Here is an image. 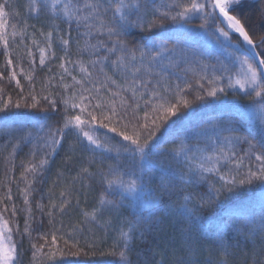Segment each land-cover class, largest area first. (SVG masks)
<instances>
[{"label": "snow or ice", "instance_id": "obj_1", "mask_svg": "<svg viewBox=\"0 0 264 264\" xmlns=\"http://www.w3.org/2000/svg\"><path fill=\"white\" fill-rule=\"evenodd\" d=\"M247 2L259 0H26L23 15L36 24L17 30L16 4L0 0V81L18 97L0 87V140L41 157L21 164L22 207L11 187L0 195V264H25L26 251L28 264L96 255L140 264L134 241L161 207L189 229L151 264H234L239 245L227 231L252 244L244 264H264V34L253 39ZM210 98L217 114L196 113ZM61 150L58 179L75 175L58 194L54 181L34 210ZM201 185L205 193L191 190ZM249 187L259 199L232 209L210 234L215 247H202L191 231L201 211ZM83 189L96 192L88 207Z\"/></svg>", "mask_w": 264, "mask_h": 264}, {"label": "trees", "instance_id": "obj_2", "mask_svg": "<svg viewBox=\"0 0 264 264\" xmlns=\"http://www.w3.org/2000/svg\"><path fill=\"white\" fill-rule=\"evenodd\" d=\"M13 3L16 4V11L20 14L18 18H13L10 20V23L16 24L17 30L23 27V23L26 20L28 24H36L35 20L27 19L23 15L24 5L26 4V0H13ZM242 12L246 15L253 26L257 29V35L253 36V39H257L258 35L264 34V25L260 23L261 16L264 15V0L259 1V3H245ZM194 24H199L198 20L193 21ZM247 27V25H246ZM211 48V45H206ZM264 54V53H262ZM4 62V57L0 56V71H3L2 65ZM15 62V61H14ZM215 61H213L214 63ZM27 67V65H25ZM7 75V73H5ZM21 83L25 84V88L27 89V82L21 78ZM0 87L5 88V91L11 93L13 95V99H18L16 93L13 91L14 83L12 85L7 84L6 81H0ZM37 87L39 88V83H37ZM207 87V85L205 86ZM18 91V90H17ZM192 99L191 96L188 97ZM228 99H233L232 93H228ZM243 99V98H238ZM196 113L207 116L211 114L215 116L217 113L214 109L218 108V103L213 102L210 98L209 101L204 103H195L193 105ZM179 126V125H177ZM31 127V126H29ZM98 135L103 138V133H98ZM31 144L21 143L18 149H13L12 143H6L5 140H0V195H3L6 191L7 187L12 188L13 198L18 207H22V202L17 196V183L19 182V187H24L22 181H20V173L23 171L21 164H27L31 162H38L40 154L37 153L34 159L30 158V150L32 149ZM164 147H172V144H166ZM246 148L247 146H242ZM65 148H67V144H65ZM12 153V155H9ZM65 158V151L61 150L58 155L52 159L50 166L47 172L44 175V183L43 185H36L39 189L42 187L45 193V199L40 200L41 193L37 191L33 196V209L35 210V201H40L41 203L47 204V189L53 186V182L57 181L55 186L53 187V191L58 194V192L70 183V176L75 175V173L65 174V176L60 177L58 179L57 173L59 171H63L61 167V163ZM255 163V161H253ZM10 178H12L10 180ZM31 179V177H29ZM159 181L157 180L156 183ZM79 188L80 185H77ZM208 189L207 185H201L200 187H196L191 189L196 194L205 193ZM83 191L87 192V189H83ZM96 195V192H87V203H85V197L81 196V205L83 207H88V204L91 203L93 197ZM259 199V190L255 188H244L239 190L235 195L229 197L228 199L223 200L218 206L214 208H205L201 211L200 215L203 217L202 225L196 228H192V234L195 238H197L202 245V247H215L212 243L211 233L217 232L218 228L222 225L224 221L229 220V216L231 210L237 207L238 205L247 203L251 199ZM164 203H169V198L165 196ZM129 211H125V215L129 214ZM75 216V213L72 214ZM65 220H68V217H65ZM20 226L21 230L23 229V216H20ZM189 229V224L182 217H178L176 215L170 214L164 207H161L160 210L155 211V216L153 222L148 226V228L144 231L143 238L137 237L134 241V245L136 248V255L140 258V264H144L145 260L149 261V264L152 262V253L161 252L163 253L165 248H169V256L171 255V249H178L180 245L184 242L183 240V232ZM209 234V235H204ZM35 236V234H33ZM14 239H17L14 235ZM225 239L232 244H238L239 248L236 249L237 255L234 258V264H244L245 256L247 249L252 247V244L248 241H245L243 236L238 235L233 231H227L225 233ZM34 242L39 246V244L44 243L43 240H36ZM25 248L28 247V240L24 241ZM105 250H107L106 245L104 246ZM207 255V253H205ZM31 258L30 252H25V264H28V261ZM135 259V257H133ZM160 257L157 256L158 260ZM68 260L79 259L83 264H106L110 257H104L100 255L96 256H82L79 258L68 257Z\"/></svg>", "mask_w": 264, "mask_h": 264}]
</instances>
